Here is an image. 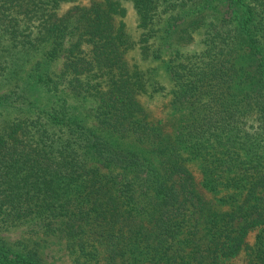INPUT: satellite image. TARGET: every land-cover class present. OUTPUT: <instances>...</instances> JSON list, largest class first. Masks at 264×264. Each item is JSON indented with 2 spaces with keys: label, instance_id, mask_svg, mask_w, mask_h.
I'll list each match as a JSON object with an SVG mask.
<instances>
[{
  "label": "trees",
  "instance_id": "trees-1",
  "mask_svg": "<svg viewBox=\"0 0 264 264\" xmlns=\"http://www.w3.org/2000/svg\"><path fill=\"white\" fill-rule=\"evenodd\" d=\"M9 84L0 232L54 238L72 264H264V0H0ZM0 264L45 263L0 237Z\"/></svg>",
  "mask_w": 264,
  "mask_h": 264
},
{
  "label": "rangeland",
  "instance_id": "rangeland-1",
  "mask_svg": "<svg viewBox=\"0 0 264 264\" xmlns=\"http://www.w3.org/2000/svg\"><path fill=\"white\" fill-rule=\"evenodd\" d=\"M126 6H127V13L125 17V22L127 25V30L130 36L135 38V36H137L136 15L130 3H127ZM40 56L41 54H38L35 58H39ZM142 64L143 67L150 69L151 74L155 76L156 79L160 80V82L164 84L167 88L170 86V81L167 73L163 68L162 62L147 61V62H143ZM59 67H60V60H56L54 63L48 66L49 70H58ZM11 86L12 84H9L8 86L0 89V94L16 91V90L10 91V89L12 88ZM29 96L34 99L33 93H30ZM167 101H168V97L163 94L154 95L152 101L148 103L150 107L149 108L150 112L154 118L160 119L161 117H164L168 109V107L165 106ZM68 102L75 110L77 116L83 118V120L86 122L87 125L92 127L97 126V122L94 119V117L88 113V109L92 107L91 102L83 101L80 98H74L71 96H69ZM9 108H10L9 112L6 113V108L2 107V105L0 104V118L8 117V116L11 117L12 115L17 113L16 110L14 109H13L14 111L12 110V107ZM7 109H8V105H7ZM112 137L117 139L120 144H122L127 148L133 149L135 147L134 140L132 139V137L128 135L120 136L118 134H113ZM0 237H3L9 241H13L15 239H25L28 237L39 244L40 252L45 264H72L63 243L54 238L41 239L39 236H30L28 233L24 231V227L16 228L8 232L1 231ZM253 238H254V232L253 233L251 232L247 236V241L252 242Z\"/></svg>",
  "mask_w": 264,
  "mask_h": 264
}]
</instances>
